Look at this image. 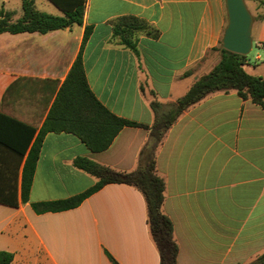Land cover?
Listing matches in <instances>:
<instances>
[{
	"label": "crops",
	"instance_id": "obj_1",
	"mask_svg": "<svg viewBox=\"0 0 264 264\" xmlns=\"http://www.w3.org/2000/svg\"><path fill=\"white\" fill-rule=\"evenodd\" d=\"M31 1L56 16H64L62 8L84 9L81 24L0 33V113L35 129L22 156L0 144V198L17 201L0 202V250L12 253L11 264H115L110 256L118 264H160L145 198L134 185L107 183L66 210L32 207L96 183V176L75 166L77 157L130 172L150 154L164 181L161 210L173 225L176 264H252L264 252V103L218 90L184 109L153 148L148 128L155 119L152 100L168 110L219 61L224 0ZM252 1V25H258L251 38L264 49V6ZM22 4L0 0V19L17 21ZM123 15L145 20L157 35L139 32L136 50L119 44L112 20ZM79 54L99 101L143 126H124L101 151L73 133L46 132L23 202L28 150ZM244 69L264 78V63Z\"/></svg>",
	"mask_w": 264,
	"mask_h": 264
},
{
	"label": "trees",
	"instance_id": "obj_2",
	"mask_svg": "<svg viewBox=\"0 0 264 264\" xmlns=\"http://www.w3.org/2000/svg\"><path fill=\"white\" fill-rule=\"evenodd\" d=\"M264 6V1L259 0ZM23 15L15 22L7 18L0 19V33L38 31L45 33L55 29L69 27L74 23L81 24L83 4L76 8H62L64 16L40 12L31 0H23ZM112 31L118 43L136 50V39L139 32L156 36L157 30L145 20L123 15L112 20ZM90 27L84 30V39L88 37ZM219 61L213 68L201 75L188 91L166 111H160L161 104L152 100L151 107L155 113L153 124L148 127L153 137L152 148L164 136L168 127L180 113L207 94L218 90H235L243 98H250L257 104L264 103V78L245 71L249 62L247 55L230 52L220 45ZM187 73V72H186ZM124 126H143L133 120L118 116L105 107L90 89L79 54L73 62L66 78L61 83L47 116L31 144L22 169L21 200H28L35 163L39 154L43 136L48 131H64L75 134L91 150L106 149L113 138ZM35 133L32 126L0 113V144L22 156ZM75 166L96 176V183L85 191L64 199L33 202L37 212L59 211L79 205L87 196L110 182H121L136 186L145 198L147 222L152 238L160 254V264H176L177 244L173 239V225L170 218L161 210L164 199V181L157 174L152 154L147 155L138 167L130 172L116 171L86 157H77ZM0 202L17 205L15 199L0 198ZM115 263V259L110 256ZM12 253L0 250V264H11ZM252 264H264V252L258 255Z\"/></svg>",
	"mask_w": 264,
	"mask_h": 264
},
{
	"label": "water",
	"instance_id": "obj_3",
	"mask_svg": "<svg viewBox=\"0 0 264 264\" xmlns=\"http://www.w3.org/2000/svg\"><path fill=\"white\" fill-rule=\"evenodd\" d=\"M227 22L221 46L230 51L248 55L252 49L251 28L254 20L245 0H224Z\"/></svg>",
	"mask_w": 264,
	"mask_h": 264
},
{
	"label": "rangeland",
	"instance_id": "obj_4",
	"mask_svg": "<svg viewBox=\"0 0 264 264\" xmlns=\"http://www.w3.org/2000/svg\"><path fill=\"white\" fill-rule=\"evenodd\" d=\"M246 2V5L249 9V11L251 12V14L253 15V17H255V9L253 7V4L254 2L252 0H245ZM257 25L258 23H254L252 25V34L251 36H255L256 33H257ZM261 53V60H257L255 58V54L256 53ZM248 59H249V62L251 64V66H257V65H260V64H263L264 63V49L261 48L260 46H258V44L256 42L253 43V46H252V49L250 51V53L247 55ZM250 69V68H249Z\"/></svg>",
	"mask_w": 264,
	"mask_h": 264
}]
</instances>
